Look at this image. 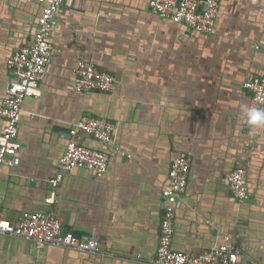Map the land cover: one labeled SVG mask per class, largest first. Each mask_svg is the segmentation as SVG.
<instances>
[{
	"label": "crops",
	"instance_id": "crops-1",
	"mask_svg": "<svg viewBox=\"0 0 264 264\" xmlns=\"http://www.w3.org/2000/svg\"><path fill=\"white\" fill-rule=\"evenodd\" d=\"M150 0H67L53 33L41 94L22 105L21 164L0 173V207L11 224L24 212H52L64 231L99 238L100 253L0 234V264H152L163 217L162 192L174 156L192 158L189 185L177 205L173 247L197 254L232 235L240 263L264 264V119L244 81L264 72V0H224L213 33L156 15ZM43 4L0 0V96L13 80L8 62L34 39ZM95 62L116 79L112 92L72 89L77 60ZM118 125L107 149L108 172H69L46 204L50 180L82 117ZM0 118V132L5 126ZM245 166L251 196L239 206L227 174ZM246 262L243 263V260Z\"/></svg>",
	"mask_w": 264,
	"mask_h": 264
},
{
	"label": "built area",
	"instance_id": "built-area-1",
	"mask_svg": "<svg viewBox=\"0 0 264 264\" xmlns=\"http://www.w3.org/2000/svg\"><path fill=\"white\" fill-rule=\"evenodd\" d=\"M43 4L39 17V30L34 39L15 52L8 66L14 78L6 88V95L0 96V118L5 126L0 132V171L3 166L11 169L20 166L21 145L17 141L26 98L41 94V81L52 60L54 30L60 23L58 8L65 0H38ZM223 0H150L152 12L163 18L184 23L193 30L213 33ZM116 79L108 71L102 70L95 62L80 58L77 60L73 91L77 93L101 91L112 92ZM244 88L252 94L255 105L264 106V74H249ZM118 125L110 119L84 116L70 130V140L59 159L58 171L50 180L53 192L46 198V204L55 201L57 188L65 176L74 169L94 171L98 176L105 175L110 166L107 150L90 147L77 140L80 134L89 135L104 144H115ZM192 167V158L186 154L174 156L169 180L162 192L163 217L156 256L152 264H239L241 247L225 236L219 245L193 254L173 247L175 234L174 203L186 193ZM232 196L243 202L249 197V183L245 166H237L228 175ZM0 234L21 237L33 241L41 251L46 245L67 247L79 251L100 253L99 238L96 235L87 240L80 239L72 231H64L57 214L52 212H24L19 225L4 219L0 208Z\"/></svg>",
	"mask_w": 264,
	"mask_h": 264
},
{
	"label": "water",
	"instance_id": "water-1",
	"mask_svg": "<svg viewBox=\"0 0 264 264\" xmlns=\"http://www.w3.org/2000/svg\"><path fill=\"white\" fill-rule=\"evenodd\" d=\"M67 0H65L64 1V3L66 2ZM224 1V0H223ZM223 1H222V3H223ZM64 3L58 8V10H57V16H59V17H61L60 16V10L62 9V7H63V5H64ZM222 3H221V5H222ZM156 14V13H155ZM40 15H41V13H40ZM40 15H39V17H40ZM156 15H158V16H160L159 14H156ZM39 17H38V20H39ZM38 24H39V22H38ZM39 30V29H38ZM38 30H37V32H38ZM190 30H193L192 28L190 29ZM194 31H196V30H194ZM196 32H198V31H196ZM198 33H203V32H198ZM210 34V33H209ZM252 73H254V72H251L250 74H252ZM255 74H259V75H261V74H264V72H262V73H255ZM257 106V105H256ZM101 118V117H100ZM113 121V120H112ZM104 150H107V149H105V148H103ZM6 168H8V169H11V168H9V167H7V166H3L2 168H1V171H0V173L4 170V169H6ZM233 170V169H232ZM231 172V171H230ZM230 172H228V174H227V184H228V187H229V181H228V175H229V173ZM247 180H248V183H249V197H248V199L250 198V196H251V189H250V182H249V176H248V173H247ZM230 189V188H229ZM182 198L183 197H181L180 199H178L175 203H174V208H175V212H176V214H177V205L179 204V202L182 200ZM232 198H233V200L236 202V204L239 206L240 204H244L248 199H246L245 201H243V202H238L233 196H232ZM1 208V207H0ZM2 209V208H1ZM20 223V222H19ZM19 223H17V225H19ZM229 238H230V240L232 241V242H234V243H236V244H238L240 247H241V249H242V246H241V244L232 236V235H230V234H226ZM88 239V238H87ZM87 239H84V240H87ZM221 243V241L220 242H218L217 244H215V245H219ZM215 245H213V246H215ZM49 246H51V245H46L45 247H44V249H46V248H48ZM212 247V246H211ZM63 248H66V249H71V248H67V247H63ZM44 249H42V250H44ZM73 250H75V249H73ZM76 251H79V250H76ZM80 252H84V253H89V254H94V255H96L97 253H92V252H87V251H80ZM246 262V259H244L243 260V263H245ZM239 263H240V256H239ZM247 264H250V262H246Z\"/></svg>",
	"mask_w": 264,
	"mask_h": 264
},
{
	"label": "clouds",
	"instance_id": "clouds-1",
	"mask_svg": "<svg viewBox=\"0 0 264 264\" xmlns=\"http://www.w3.org/2000/svg\"><path fill=\"white\" fill-rule=\"evenodd\" d=\"M250 116H251V121L253 123H255V122H257V121H259L261 119H264V114H262V113H260V112H258L256 110H252L250 112Z\"/></svg>",
	"mask_w": 264,
	"mask_h": 264
}]
</instances>
